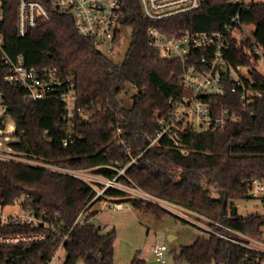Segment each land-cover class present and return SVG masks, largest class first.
Listing matches in <instances>:
<instances>
[{
  "label": "trees",
  "instance_id": "obj_1",
  "mask_svg": "<svg viewBox=\"0 0 264 264\" xmlns=\"http://www.w3.org/2000/svg\"><path fill=\"white\" fill-rule=\"evenodd\" d=\"M123 23L133 28L125 58L117 63L104 55L90 39L82 37L71 15L55 11L52 19L20 37L16 31V6L8 5L3 24L8 51L23 54L28 65L56 68L58 75L73 83L75 114L70 122L63 94L68 82L49 90L45 97L27 99L20 86L0 80L9 112L15 122L17 140L10 146L27 160L56 166L93 169L94 173L128 187H138L169 203L195 211L244 233L260 236L264 213H239L234 200L249 198L248 185L255 178L264 180V96L243 112L241 119L220 130H184L181 139L190 153L183 155L162 136L151 144L160 130L156 113L168 109V99L183 92L182 66L171 59H160L148 45V30L156 24L168 32L216 31L239 22L255 26V43L264 53V1L237 2L207 0L198 10L172 20L153 23L142 17L139 0H122ZM240 23H235L240 26ZM250 40L231 37L228 58L233 64L248 65L256 88L264 93V75L257 69L259 57ZM174 73L173 76H171ZM138 89L131 107L118 100L125 84ZM219 100L224 102V98ZM87 115L89 118H83ZM123 126L117 136L116 125ZM4 127V124H3ZM65 139H69L65 144ZM127 148L130 154L127 152ZM136 158V162L127 165ZM126 168V169H125ZM125 169L124 174H119ZM218 189L213 195L211 186ZM100 187H104L99 183ZM28 189L37 190L41 199L26 198ZM227 193L226 215L222 216L223 193ZM109 197L124 198L139 211L163 218L172 212L156 202L133 197L127 190L109 186ZM97 191L89 183L44 165L15 160H0V207L21 200L38 213L46 212L55 223L46 241L17 249L16 264H50L61 247L67 256L64 264H116V229L91 223L96 212L83 222L75 221L97 201ZM184 222H190L174 214ZM223 230L219 226H215ZM36 230L44 231L43 227ZM35 231L30 227L0 225V232ZM244 248L217 235L199 236L183 245L176 261L190 264H236ZM130 264H147L137 253Z\"/></svg>",
  "mask_w": 264,
  "mask_h": 264
},
{
  "label": "built area",
  "instance_id": "obj_2",
  "mask_svg": "<svg viewBox=\"0 0 264 264\" xmlns=\"http://www.w3.org/2000/svg\"><path fill=\"white\" fill-rule=\"evenodd\" d=\"M206 2L207 0H139L142 17L153 23L172 20L194 12ZM232 2L245 1L232 0ZM11 3L16 6V31L20 37L43 26L52 19L55 11H59L71 15L78 33L92 40L104 55L111 58L122 37V28L125 25L122 0H0V80L6 84L20 86L25 91L24 97L33 100L45 97L49 90L68 82V89L63 94V100L68 109L66 118L70 122L75 114L76 100L72 81L69 78L63 80L56 68L28 65L23 54L12 55L8 51L3 24L8 5ZM237 22L240 23L239 16H235L232 23L216 31L185 28L170 33L156 24L149 28L148 45L157 57L171 59L181 64L180 83L183 87V92L179 97L171 96L168 99V109L164 113H156L160 130L157 137L152 139L151 144L158 142L162 136H166L172 142L173 147L183 155H188L190 150L182 142V131L186 129L193 131L224 129L229 124L238 122L243 112L264 96L263 91L256 88V80L250 66L233 64L228 58L231 37L237 35V31L239 33L245 30L244 24L240 23L238 27L235 24ZM242 38L250 40L251 50L259 59L264 58L262 49L253 39L246 33ZM173 75L174 73L171 76ZM220 98H224V102L219 100ZM82 117L89 118L87 115H82ZM8 118L13 124L15 123L9 112L5 90L0 84V125L2 128L0 130V160L44 165L54 171L79 178L95 188L96 198L103 197L100 200L103 205H110L114 210L123 208L120 200H112L111 197L105 195L106 188L117 183L116 178L110 180L97 174L93 176L90 173V170L94 173L93 169L68 168L27 160L22 152L5 144V141L10 138L9 132H15V126L12 131L9 130L11 122H8ZM122 132L123 126L118 123L116 125L117 136ZM68 141L69 139H65L64 143L67 144ZM127 152L130 154L128 148ZM134 162L136 158H133L127 167ZM125 169L120 170L119 174H124ZM99 182L105 183L101 190L96 188ZM128 188H132L135 195L133 197L159 204L164 202L138 187ZM248 195L264 201V180L260 178L251 180L248 185ZM31 197L30 194H26V198ZM15 204L20 205L21 211L6 215L0 212V225L30 227L35 231L0 232V264H16L19 260V255L15 253L17 249L25 250L28 246L46 241L49 232L56 228L46 212L38 213L31 204L24 206L21 200H17ZM175 206L180 208L177 214L181 218L188 219L206 231L208 235L220 236L244 248V254L236 264H264V222L260 225V236H253L195 211ZM85 213L80 214L75 224L83 222ZM41 227L45 232L36 230ZM104 228H109V225H105ZM68 237L69 234L64 236L60 248H63L64 241ZM168 250L169 245L166 241L157 240L154 243V257L159 264L166 262Z\"/></svg>",
  "mask_w": 264,
  "mask_h": 264
},
{
  "label": "rangeland",
  "instance_id": "obj_3",
  "mask_svg": "<svg viewBox=\"0 0 264 264\" xmlns=\"http://www.w3.org/2000/svg\"><path fill=\"white\" fill-rule=\"evenodd\" d=\"M244 1L250 2L264 0ZM244 29V32H239L238 35L244 37V34L246 33L251 39H253L255 29L254 24L244 23ZM132 33V26L124 25L122 28V37L116 45V50L114 55L111 56V60L117 63L124 60L132 41ZM257 69L264 75V58L258 60ZM137 93L138 89L132 84L127 83L122 92L118 95V100L122 106L131 107L133 104V96ZM7 120L8 122L10 121L9 118ZM9 137L11 140V138L14 137V132H9ZM5 144H8V142L5 141ZM90 173L93 176H97L91 170ZM101 180L104 182L106 181L105 179ZM104 182L99 183L104 185ZM114 186L125 189L132 196H135L132 192V188H128V186L122 183L117 182ZM96 188L100 190L102 189L99 185H96ZM211 188L213 195L218 196L220 194L214 185H212ZM163 201L164 202L158 204L172 212L163 218H157L150 213L136 209L122 208L120 210H114L110 205H103V202L100 200L92 206L91 211L96 212L97 216L90 220L91 223L97 227L101 226L103 232L106 231L104 226L107 224H109V230L116 229L115 263L130 264L135 255L139 253L140 257L146 260L147 264H159L154 257L153 246L157 240H164L169 245V250L166 253V262L164 264H190L186 260L179 262L176 261V253L180 251L183 245H191L199 236L208 235V233L192 222H184L177 218L174 214L178 215L177 211H179L180 208L165 200ZM234 204L238 207L239 213L242 215L256 211L264 212V201L262 199L251 197L236 199L234 200ZM170 208L172 209L170 210ZM20 211L21 207L17 204L6 206L3 209L0 207V212L4 215ZM194 219L198 220L197 218ZM170 235H176L178 238L171 240ZM66 256L67 253L65 249L60 248L50 264H64ZM77 264H86V262L81 259Z\"/></svg>",
  "mask_w": 264,
  "mask_h": 264
},
{
  "label": "water",
  "instance_id": "obj_4",
  "mask_svg": "<svg viewBox=\"0 0 264 264\" xmlns=\"http://www.w3.org/2000/svg\"><path fill=\"white\" fill-rule=\"evenodd\" d=\"M26 193L30 194L31 196H33L36 200H40L41 199V194L37 190L28 189L26 191ZM221 202H222V216H225L226 215V209H227V203H228L227 193L226 192L223 193V196L221 198ZM170 239H171V236H170Z\"/></svg>",
  "mask_w": 264,
  "mask_h": 264
},
{
  "label": "crops",
  "instance_id": "obj_5",
  "mask_svg": "<svg viewBox=\"0 0 264 264\" xmlns=\"http://www.w3.org/2000/svg\"><path fill=\"white\" fill-rule=\"evenodd\" d=\"M15 124V123H14ZM11 125V129H13L12 128V124H10ZM15 126V125H14ZM0 130H2V128H0ZM17 140V137H12L11 138V140H10V138L8 139V144L10 145V143H12V142H14V141H16ZM112 198V200H124V198H119V197H111ZM123 203V208H128V209H134L132 206H131V204L129 203V202H122ZM92 208V207H91ZM91 208L84 214L85 216L89 213V212H92L91 211ZM97 215H95L94 217H96ZM107 225H109V224H107ZM171 236V240H175V239H177L178 237L176 236V235H170ZM56 256V255H55ZM55 258V257H54ZM54 260V259H53ZM52 260V261H53ZM132 261V260H131ZM117 264V263H116Z\"/></svg>",
  "mask_w": 264,
  "mask_h": 264
},
{
  "label": "bare ground",
  "instance_id": "obj_6",
  "mask_svg": "<svg viewBox=\"0 0 264 264\" xmlns=\"http://www.w3.org/2000/svg\"><path fill=\"white\" fill-rule=\"evenodd\" d=\"M10 124H12V128L14 129V124L12 122ZM13 129H11V125H9V130L12 131Z\"/></svg>",
  "mask_w": 264,
  "mask_h": 264
}]
</instances>
